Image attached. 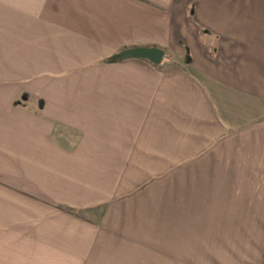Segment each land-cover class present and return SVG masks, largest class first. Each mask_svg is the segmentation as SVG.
Wrapping results in <instances>:
<instances>
[{
    "label": "crops",
    "instance_id": "1",
    "mask_svg": "<svg viewBox=\"0 0 264 264\" xmlns=\"http://www.w3.org/2000/svg\"><path fill=\"white\" fill-rule=\"evenodd\" d=\"M0 264H264V0H0Z\"/></svg>",
    "mask_w": 264,
    "mask_h": 264
},
{
    "label": "water",
    "instance_id": "2",
    "mask_svg": "<svg viewBox=\"0 0 264 264\" xmlns=\"http://www.w3.org/2000/svg\"><path fill=\"white\" fill-rule=\"evenodd\" d=\"M165 55V49L159 46L140 45L127 48L121 52L123 58L138 57L160 63Z\"/></svg>",
    "mask_w": 264,
    "mask_h": 264
}]
</instances>
